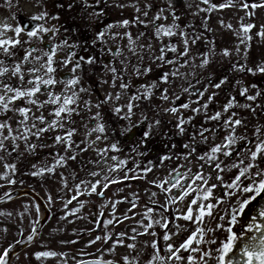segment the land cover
Returning <instances> with one entry per match:
<instances>
[{
    "label": "snow or ice",
    "instance_id": "obj_1",
    "mask_svg": "<svg viewBox=\"0 0 264 264\" xmlns=\"http://www.w3.org/2000/svg\"><path fill=\"white\" fill-rule=\"evenodd\" d=\"M235 3L236 0H226L220 4L213 3L212 0H143L142 3L141 0H132L128 4L109 5L108 0H68L67 4H54L53 7L57 11L50 12L46 7V0H37L38 7L45 6L39 13L32 15L30 20L38 23L30 24L28 28L23 24L15 27L7 23L0 25V162H3L5 168V173L0 175V179L9 184L16 183L12 177L17 172V164L8 163L5 159L13 154L19 159L24 152L35 155L38 149L53 150L49 153L52 163L45 162L39 168L33 164L32 168L35 170L31 172L32 176H43L46 173L55 175L58 168H68L69 161L79 162L80 172L85 173L83 177L76 172L70 173L69 176L60 173L65 189L68 188V180L73 181L72 190L75 195L65 202L64 208L68 209L73 201H77L79 206L68 210V215L75 216L85 205L84 201H79L80 196L96 195L103 198L111 185L121 184L129 179L146 178L147 174L153 171L151 162L149 166L141 169V165L133 161L135 168H129L128 159H121L113 154L121 153L123 149L119 141L108 143L109 134L116 135V129L109 123L103 109L107 107L111 117L117 122H128L127 125L121 126L120 135H127L141 124L145 125V130L131 152L146 156V146L155 135L169 134L162 132L164 122L159 118L150 119L143 112L139 121H134L133 117L141 101H151L155 92L160 91L159 99L171 105L164 107L162 111L170 113L175 119V124L169 131L172 135L185 138V142L179 145V151L160 157L159 163L163 166L165 161L181 159L186 163L172 168L167 179L152 182L164 195L165 202L158 204L157 200L153 199L157 197V192H152L149 202L157 205L161 218L155 219L156 210L146 206V211L140 214L143 220L148 221L146 224L143 220L140 222L143 232L137 233V230L133 229L136 235H150L154 238L150 244H145V249H151V252L143 264H264V208L258 213L260 221L253 216L247 226L248 232H256L259 236L254 235L244 243L240 250L241 260L229 257L238 240L233 226L253 202L264 198V123H260L258 119V110L264 113V104L256 103L258 99H264V90L254 83L248 85L244 81V77L249 74L264 76V57L254 60L250 56L252 30L256 25L244 24L241 18L239 29H233L231 23L225 24L221 19V27L234 32L239 42L231 49L225 47L217 52L215 41L208 39L203 33H198L191 21L185 23L181 12L183 8L196 18L200 13L210 15L214 11L234 7ZM77 5L80 10L73 14ZM100 5L104 7L101 8ZM0 6L11 10L14 7L13 0H4ZM108 7H130L135 16L131 20L123 19L115 24H107L104 31L97 28L93 32L95 22L105 14ZM193 8L195 11H192ZM255 8H264V3L249 4L245 0L241 4V9L249 18L253 16L249 9ZM64 13L72 14L71 24L62 22ZM53 21L55 23H52ZM202 24L206 32L211 31L207 28L206 19L202 18ZM132 26L143 30L138 31L135 37L131 31H125L123 35L112 31L119 28L129 29ZM9 32L13 35H7ZM22 33L27 36L26 40L20 39ZM255 35L264 41V25H261L260 31ZM118 38H126L128 51L138 57V63L131 65V75L135 78L148 76L153 71V64L170 70L163 71L158 80L140 84L137 90L132 92L133 81L129 79L128 71L131 61L124 56L122 47L118 46L115 50L106 47L108 39L115 41ZM142 40L147 43H141ZM154 42L159 45L158 48H154ZM200 42H203L206 51L198 53L200 62L195 64L197 56H192V48ZM98 44L100 54H95L94 50ZM102 55H110L112 61L104 63L101 60ZM217 56L221 60L229 61L231 75L225 74L218 78L209 75L203 80L197 79L196 83L202 84L201 88H196L189 81L188 87L181 86V93H187L189 97L195 96L197 99L176 106V101L181 100V95L175 92L170 95V89L161 85H171L176 78L185 75L180 72L181 68L195 65L207 69L216 62ZM233 56L236 57L235 60ZM145 57L149 61L147 64L144 63ZM117 59L120 68L116 66ZM97 64L102 66L104 76L110 75V79H100L99 83L118 90L109 91L102 99L93 102L90 98V87H84L83 82L85 69L87 68L91 75L90 70ZM65 68H68L69 72L64 77H58L57 74ZM192 75L195 76V73ZM221 92L225 93L223 101L219 99ZM125 96L127 102L122 104ZM240 97L244 98V103L240 102ZM192 104L196 106L192 107ZM243 112H250L257 117V122L250 124ZM81 128L84 139L77 142L74 137L80 134ZM101 141L105 146L97 148L96 145ZM21 144L24 146V152H21ZM169 147L175 150L178 145L172 143ZM90 148L96 152V158L82 160V154ZM194 156L200 162V170L195 172L188 167L190 159ZM205 167L211 170L207 174L203 171ZM137 169L143 172L142 176L137 173ZM181 169L186 170L182 172ZM212 172L216 173L218 184H209ZM226 173L231 174L227 180L224 175ZM217 187L223 190L220 197L213 194ZM190 196L192 198L186 211L180 212L177 208L175 211L180 214L168 219L171 215L170 208ZM233 199L235 204L231 202ZM51 200L52 197L49 196V201ZM121 202L123 201H108L101 205V209L110 205L113 210V219L103 222L105 227L113 224L114 220L116 223L123 222L115 217L116 206ZM225 205L228 207H224ZM132 207L136 208L137 203L132 202ZM99 215H104L103 210ZM124 219L130 217L125 215ZM181 220L188 222L187 225L178 223ZM170 224L175 231L169 227ZM154 226L168 230L162 234L163 248L155 239L157 232L152 230ZM32 231L35 232L36 229L33 228ZM182 231L187 234L186 238L169 243ZM217 233H221L223 239L217 236ZM125 235L120 233L115 243L122 245ZM136 235L130 239L135 241ZM33 238L29 235L28 240L32 241ZM111 238L110 235H97L89 244L98 241L107 243ZM126 247L136 251L134 243ZM112 250L114 249H110ZM11 252V246L0 252V264H10ZM56 255L57 253L52 251H40L35 253V258L40 260ZM122 261L123 264H142L139 253L133 259L124 256ZM78 264L116 262L96 259L80 261Z\"/></svg>",
    "mask_w": 264,
    "mask_h": 264
},
{
    "label": "flooded vegetation",
    "instance_id": "obj_2",
    "mask_svg": "<svg viewBox=\"0 0 264 264\" xmlns=\"http://www.w3.org/2000/svg\"><path fill=\"white\" fill-rule=\"evenodd\" d=\"M109 1V0H108ZM1 2V1H0ZM26 0H13L14 7L10 10L8 8H3L2 10L6 13V18L9 16V18L15 19L16 25L23 24L25 28H28L30 24L38 23V22H32L30 20V17L34 14L39 13L42 8L45 5L37 6V0L36 3H32V12L26 13V8L24 7ZM125 2V3H124ZM132 0H125L123 1L124 4L131 3ZM143 0H141V3ZM56 3H64L67 4V0H56ZM217 4V3H216ZM1 5V4H0ZM99 7L103 8L104 5H100ZM48 9V7H47ZM9 11V13H7ZM50 12H56L57 9H48ZM76 12H79V5L76 7ZM125 13H115V9L113 7H108L105 9V14L100 17L99 20L95 22V27L92 29L94 32L97 28L100 31H104L107 24H115L119 21H122L123 19H133L129 16L131 14H135L134 10L132 8L123 9ZM192 11H195L193 8ZM133 12V13H132ZM182 14L185 12L187 15L185 19V23L188 21H191L194 23L195 18H193L190 14L187 13V10L181 8ZM217 12V14H216ZM75 14V12H74ZM218 11H214L211 13L210 17L208 14L204 13L205 19L209 22L213 20V24L216 23L217 20H225V15L222 12L220 16L217 18L212 19L213 16L218 15ZM215 20V22H214ZM65 16L62 17V22L65 23ZM52 23H55L54 21ZM70 24V23H69ZM195 24V23H194ZM220 27V29L224 32V28L221 27L220 21H217V23ZM68 25V24H66ZM143 30L142 28H138L137 26H132L129 29H113V32H119L121 35L125 31H131L133 37H135L138 33V31ZM205 32V31H204ZM212 35L211 33H209ZM206 33V35H209ZM13 33H11L9 36H12ZM214 38V34L212 35ZM228 37V36H227ZM75 38V37H74ZM21 40H26L27 36L25 34H21L20 37ZM209 39V38H208ZM217 39V40H216ZM233 39L222 37L220 39L215 38V44H216V51L219 52L221 49L227 47V48H233L235 44H231L230 41ZM234 42V41H233ZM141 43H147L146 40H142ZM203 43V42H202ZM226 43V44H225ZM128 41L126 38L124 39H116L115 41L108 39V43L106 47H111L113 50H115L116 47L120 46L124 50V56L128 57L131 61V64H129V79L133 81V88L132 92H135L140 84H147L152 81L158 80L161 73L163 71H169V68L161 69L157 67L155 64L152 65L153 71L148 74L146 77H140L139 79L135 78L131 75V65L138 63V57L133 56L132 53L128 51L127 48ZM159 45L154 42V48H158ZM182 47V45H181ZM206 51L204 45H196L192 48V56H197V59L195 61V64H199L200 60L198 58V53ZM95 54H100V45L98 44L97 47L94 50ZM253 53H255L253 50H251L250 56L253 57ZM171 55V54H170ZM235 56H233V60H235ZM258 58V57H257ZM257 58L255 60H257ZM262 58V57H261ZM122 59V57H121ZM101 60L104 63H108L112 61V57L110 55H102ZM149 61L147 57H145L144 63L147 64ZM116 66L118 68L121 67L119 64V59L115 61ZM91 75L89 74V70L85 69V76H84V87L88 88L90 87L91 90V100L93 102H96L98 99H102L105 95V93L109 91H116L113 89H110L108 85H101L99 83L100 79H110L109 76H104L103 69L100 64H97L96 66H93V68L90 70ZM69 72L68 68L63 69V71L59 72L57 75L58 77H64ZM180 72L182 75L174 80V83L171 85H161V87H168L170 89V95L172 92H175L176 94L181 95V100L176 101V106H179L181 103H187L192 100L197 99V97L192 96L189 97L187 93H181V86L188 87V82L190 81L196 88H201L202 84H197V79H204L208 77L209 75H212L214 77H220L225 74L230 73V67H229V61L228 60H221L219 56L216 57V62L212 65H210L207 69H201L196 67L195 65H190L184 68L180 69ZM195 73V76L192 74ZM186 77V78H185ZM244 81L246 84H256L258 88L261 90H264V76L261 75H246L244 77ZM206 83V80L204 81ZM254 94V91H253ZM161 95L160 91H156L153 99L151 101H141L140 107L135 110L136 115L133 117L134 121H139L141 112L146 114L150 119L151 118H159L164 123L162 124L161 130L162 132L168 133L169 135H155L147 144V155L146 156H139L135 153L131 152L132 147L136 144L137 140L140 138L141 133L145 130V125L141 124L138 128L133 129L132 133H128L127 135H120V129L121 126L127 125V121H119L117 122L113 117H111V114L108 112L107 107L103 109L104 113L107 115L109 119V123L116 129V135H110V139L108 143L119 141L120 146L123 149V152L121 153H113L115 155H118L121 159H128V167L129 168H135V164L133 161H136L141 165V169L144 167L149 166V163L151 162V165H153V171L149 172L144 179H129L126 181H123L121 184L111 185L108 190L105 191V197H99L96 195L92 196H80L79 201H84L85 205L80 210V212L73 216L68 215V210L78 207V202L73 201L71 205L68 206V209H65L64 206H62L61 211L59 210L54 211L53 207L50 205L49 201V190L50 186H53L55 181L50 185V177H60V173L63 172L65 176H69L70 173L76 172L80 177H83L85 173L80 172V164L79 162H72L69 161V167L68 168H58L55 175L51 174H44L43 176H32L31 172L35 169L32 168L33 164L37 165V168H39L42 164L45 162L51 164L52 160L49 156V153H52V149H38L37 153L35 155H28L26 152H24V146L21 144V152H24V155H22L19 159L16 158L15 154H13L12 157H5L6 161L8 163H15L17 164V172L12 177L15 179V184H3L4 187H0V198L12 195L13 193H16V195L4 202L0 203V208H5V206L8 205V207H11V210L17 209L15 212H20V217L14 218L11 221L12 229H14V232L12 233L13 236L6 242V247L9 246L13 247L12 252L10 253V264H49L50 257H44L40 260H36L35 253L39 251V249L33 248V246L36 244V242L40 239L39 237H45V234L48 232L47 227L48 223L50 221V218L54 216L55 213H57V219L58 222L61 223L58 225V230L60 233V238H56L58 240L57 245L63 250L60 255H63L64 258H66L67 262L65 264H78L80 261H91L100 259L103 261H114L116 264H123L122 257L128 256L129 259H133L134 257H137V254L139 253V259L141 260L142 264L143 261L146 259L148 253L151 252V249H145V244H150L152 240L154 239L150 235H136V233L133 232V229L135 228L138 232H143V228L141 227V221L143 220L142 214L146 211V206L153 207L156 211L154 213V218L159 220L160 217V210L157 207V205L150 204L149 197L151 196L152 192H157V197H154L153 199L157 200L158 204H164V195L160 193V190L157 189L153 181L159 182L160 180L167 179L169 176V171L174 167H179L181 164H185L186 162L181 159L179 161L173 160V161H165L164 165L161 166L159 163V158L163 155H170L174 151H179V145L183 142H185V138H181L179 136L172 135V133L169 131L173 128V125L175 124V119L172 117L170 113H165L162 111L164 107H169L171 105L166 104L165 102L161 101L159 99V96ZM88 98V97H85ZM225 98V93L221 92L220 94V100L223 101ZM206 99V97H205ZM241 103H244V98L240 97L238 98ZM127 97L125 96L124 99H122L121 103H126ZM256 103L264 104V99H258ZM195 104H192V107H195ZM95 111V109L93 110ZM243 115L248 117L250 124H255L257 122V117L253 116L250 112H243ZM258 119L260 123H264V113L260 112L258 110ZM171 121V123H168ZM199 119L197 121V124H199ZM15 126V125H14ZM74 139L79 142L80 140L84 139L83 136V129L81 128L80 134H78ZM176 143L178 145L177 149H171L169 147L170 144ZM105 146V143L101 141L99 144L96 145L97 148H103ZM143 150V149H142ZM61 153H63V149H60ZM199 154V153H198ZM96 158V152L94 149H89L86 153H83L81 156L82 160H89V159H95ZM109 163H112V161H109ZM0 165H3V162H0ZM91 168L92 166L89 165ZM188 167H191L193 171H199L200 170V162L196 160V157H192L190 159V163H188ZM99 170V169H96ZM186 169H181V171H185ZM204 173L207 174L209 171H211L209 168L205 167L203 169ZM137 173L139 175H143V172L140 169H137ZM2 175V174H1ZM122 175V174H117ZM131 176L132 173H129ZM225 180L229 178L231 175L230 173H226ZM216 173L212 172V178L209 181V184L213 183H219L215 179ZM58 181L57 179H53ZM60 183L61 178L59 179ZM79 182L78 180L76 181ZM2 183V180L0 184ZM73 189V181L71 179L68 180V188L65 189L62 185V191L60 192L61 195H58V197L66 198L67 200L70 199L73 195H75V192ZM122 189V190H121ZM28 191L33 192L36 194V196L39 198L36 199L35 197L28 194ZM177 195H179L176 190H173ZM7 193V195H5ZM215 197H220L223 195V190L221 187H217L214 189L213 192ZM191 196L186 198V200L182 203H179L177 205H174L170 208V213L167 218L173 219L175 215H179L180 213L176 212L175 209H179L180 212L186 211L187 205L191 200ZM108 201H123L116 206L115 210V217L119 220H122V223H116L114 220V223L111 225L104 226L103 222L109 219H113L112 208L109 205L108 207L101 209V205L106 204ZM42 205H41V203ZM132 202L137 203V207H132ZM215 202V201H213ZM233 204H235V199L231 201ZM44 207L47 208L49 211V216L47 220L42 224V226L39 228L36 236L33 238L32 241L26 242L22 244L21 246H16L17 243L24 241L33 231L32 229L37 226L38 222L41 219L42 210ZM6 207V208H8ZM37 207L39 208V212H37ZM224 207H228V205H225ZM256 201L253 202L252 206H250L248 209H246V213L242 214L238 218V223L233 226V230L237 233L238 240L237 244L233 249V253L229 254V257L233 260H241L240 250L243 247L244 243L246 242L247 237H249V232L247 231V226L249 223H251V218L254 215V212L256 213ZM131 209V211H129ZM103 210L104 215L101 216L99 213ZM249 213L250 216H247ZM127 215L130 217V219H124V216ZM2 217V212H0V219ZM66 217V218H62ZM147 220H143V223H147ZM181 225H187L188 222H185L183 220L179 221ZM207 223V219L205 221ZM4 225V222H2V219L0 221V226ZM59 226L60 229H59ZM215 226V222L212 225ZM170 228H172L171 224L169 225ZM157 232V237L155 238L161 248L164 247V242L162 239V234L165 231H168L167 229L160 228L159 226H154L152 229ZM172 231H175L174 228H172ZM120 233H125L126 235L122 238L123 244H117L115 243L117 238L120 236ZM99 235L101 237H104L106 235H110L112 238L107 241V243H104L103 241H98L95 244H89L91 240H94L95 237ZM136 235V240L133 241L130 239L131 236ZM186 233L183 231L179 236H174L172 241H169V243H176L177 241H182L184 238H186ZM212 234H209L211 236ZM217 236H220L221 239H223V235L221 233H217ZM71 241H76L75 243H71ZM134 243L136 245V251H132L131 249L127 248L126 245ZM44 246V243H42ZM4 248V249H5ZM3 249V250H4ZM110 249H114L110 251ZM48 250V249H46ZM3 252V251H2ZM164 254V253H162ZM186 255V254H185ZM17 256H19V259H17ZM58 262H61L60 260Z\"/></svg>",
    "mask_w": 264,
    "mask_h": 264
},
{
    "label": "rangeland",
    "instance_id": "obj_3",
    "mask_svg": "<svg viewBox=\"0 0 264 264\" xmlns=\"http://www.w3.org/2000/svg\"><path fill=\"white\" fill-rule=\"evenodd\" d=\"M0 1H1L0 4L3 5L4 0H0ZM123 1H125V0H109L108 4L109 5H112L114 3L124 4L125 2L123 3ZM67 2H68V0H67ZM197 2H198V0H197ZM212 2L220 4V3L226 2V0H212ZM244 2H245V0H236L234 7L225 8L222 10H217L219 14L216 16H213L212 19L217 18L223 12L225 17H226L225 20H223L224 23L225 24L231 23L233 26V29H239L241 18H243L244 24H248V23L255 24L256 27L252 30L253 41H252V49L251 50H253L255 52V53H253L252 59L255 60L258 57L257 60H259L261 57H264V41H261L260 38L255 35V33L260 31L261 25H264V8L249 9L250 11L253 12V16L249 18L248 16H246L245 11L241 9V4ZM247 2L249 4H252V3L260 4V3H264V0H247ZM32 3H36V0H26V2L24 4V7L26 8V13H28V14L32 12ZM54 4H56V0H46V7H48V9H54V7H53ZM203 7H206V6H203ZM3 8H7V7L6 6H0V25H2L3 23H7L9 25H12L13 27L17 26L15 19H13L12 17L9 18V16L6 18V13L2 10ZM113 8L115 9V13H121V14L125 13L123 11L124 8L123 9L116 8V7H113ZM125 9H127V8H125ZM9 11L10 10H8L7 13H9ZM74 12L76 13V10H74ZM216 14H217V12H216ZM71 15L72 14L64 13L66 24L72 23ZM130 15L131 16H129V17H131V18H134V16H135V14L133 15L131 13H130ZM183 15H184V21H185L187 15L185 14V12L183 13ZM210 15H209V17H210ZM202 18L205 19L204 13H200V16L196 17L195 21H194L195 26H196V31L198 33H203L207 38H209L211 40H214L215 38L220 39L222 37H225V38L233 39L232 41H230L231 44L236 45L239 42L236 35L234 34V32L227 30L225 28H224V32H223L220 29L219 25L216 24L217 21H220V20H217L216 23H214V24L212 23L213 20H211L209 22L207 21V28L211 29V31L206 32L204 25L202 24ZM210 19H211V17H210ZM214 22H215V20H214ZM206 33H208V34L211 33L212 35L214 34L215 38L210 34L206 35ZM10 34H11V32L7 33V35H10ZM198 45H203V43L200 42V43H198ZM4 173H5V168L3 165H0V175L4 174ZM50 178H51L50 179V185L54 181L56 183H54L53 186H50L49 193H50V196L52 197V200L49 203L54 208L53 209L54 211L59 210V212H60L62 206H64L67 199L64 197L63 198L58 197V195H56V194L61 195L60 192L62 191V185H61L60 180H59L60 177H58L56 175V177L51 176ZM53 179H57L58 181L53 180ZM1 180H2V183L0 185H3V184L6 185L7 184L6 180L0 179V182H1ZM1 188H3V187H1ZM6 207H8V205L5 206V208H3V209L0 208V212H2L1 219H2V222H4V225L0 226V252L3 251V249L6 247V245H5L6 242L10 238H12V236H13L12 233L14 232V229H12L11 221L15 217L16 218L20 217V212H15V211H17V209L11 210V207H8V208H6ZM57 213H55L54 216H52L50 218V221H49L48 227H47L48 232L45 234V237H42V238L39 237L40 239L33 246V248L39 249L38 252H40V251H52V252L57 253L56 256L49 258L50 259L49 264H65L67 262L66 258H64L63 255H60L62 253L61 251L63 250V248H61L57 245L58 240L56 238H60V233H59L57 226L61 224L58 222L57 216L59 214L57 215ZM247 214H248L247 216H250L249 213H247ZM255 214L256 213L254 212L253 216H255ZM1 219H0V221H1ZM60 227L61 226H59V229H60ZM5 229H7V231H5ZM14 234H16V232H14ZM248 239H249V237H247L246 242ZM42 243H44V246ZM46 249H48V250H46ZM59 260L61 262H58ZM33 264H36V263L33 262Z\"/></svg>",
    "mask_w": 264,
    "mask_h": 264
},
{
    "label": "water",
    "instance_id": "obj_4",
    "mask_svg": "<svg viewBox=\"0 0 264 264\" xmlns=\"http://www.w3.org/2000/svg\"><path fill=\"white\" fill-rule=\"evenodd\" d=\"M28 194H30L31 196H33V197H35L36 199L39 200V198H38V197L36 196V194H34L33 192L28 191ZM15 195H16V193H13L12 195H9V196H6V197H3V198H0V203H1V202H4V201H6V200H9V199H11V198H13ZM40 203H41V202H40ZM41 205H42V203H41ZM262 208H264V198H258L257 201H256V208H255V209L257 210L255 216L257 217V221H258V222L260 221V217H259L258 213H259V211H260ZM48 216H49V211H48L47 208L44 207V205H43V210H42L41 219H40V221L38 222L37 226H35L36 231H35V232H32L30 235H32L33 237L36 236V234H37L39 228H40V227L42 226V224L47 220ZM254 235L257 236V237L259 236V234L256 233V232H251V233L249 232V239H250L252 236H254ZM28 237H29V236H28ZM28 237H27L24 241H21V242L17 243L16 246H21L22 244H24V243H26V242H30V241L28 240ZM249 239H248V240H249ZM248 240H247V241H248ZM13 247H14V246H13ZM13 247H12V248H13Z\"/></svg>",
    "mask_w": 264,
    "mask_h": 264
}]
</instances>
